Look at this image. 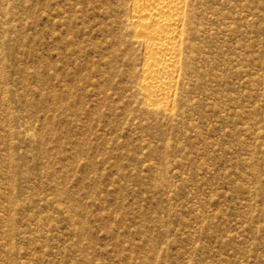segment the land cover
Wrapping results in <instances>:
<instances>
[{
	"label": "rangeland",
	"instance_id": "374dc122",
	"mask_svg": "<svg viewBox=\"0 0 264 264\" xmlns=\"http://www.w3.org/2000/svg\"><path fill=\"white\" fill-rule=\"evenodd\" d=\"M173 110L130 0H0V264H264V0H189Z\"/></svg>",
	"mask_w": 264,
	"mask_h": 264
},
{
	"label": "bare ground",
	"instance_id": "6f19581e",
	"mask_svg": "<svg viewBox=\"0 0 264 264\" xmlns=\"http://www.w3.org/2000/svg\"><path fill=\"white\" fill-rule=\"evenodd\" d=\"M189 0H130L126 19L130 45L140 51L139 89L150 109L170 113L196 36Z\"/></svg>",
	"mask_w": 264,
	"mask_h": 264
}]
</instances>
